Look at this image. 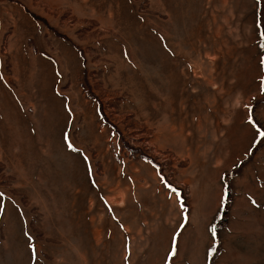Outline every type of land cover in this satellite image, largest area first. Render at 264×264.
<instances>
[{"label":"rangeland","instance_id":"rangeland-1","mask_svg":"<svg viewBox=\"0 0 264 264\" xmlns=\"http://www.w3.org/2000/svg\"><path fill=\"white\" fill-rule=\"evenodd\" d=\"M0 264H264V0H0Z\"/></svg>","mask_w":264,"mask_h":264},{"label":"trees","instance_id":"trees-1","mask_svg":"<svg viewBox=\"0 0 264 264\" xmlns=\"http://www.w3.org/2000/svg\"><path fill=\"white\" fill-rule=\"evenodd\" d=\"M217 237V236H216ZM216 240L218 241V238H216ZM217 244H219V242H217ZM220 245H218V248H219Z\"/></svg>","mask_w":264,"mask_h":264},{"label":"water","instance_id":"water-1","mask_svg":"<svg viewBox=\"0 0 264 264\" xmlns=\"http://www.w3.org/2000/svg\"><path fill=\"white\" fill-rule=\"evenodd\" d=\"M227 196H228V197L230 196V192H227Z\"/></svg>","mask_w":264,"mask_h":264},{"label":"bare ground","instance_id":"bare-ground-1","mask_svg":"<svg viewBox=\"0 0 264 264\" xmlns=\"http://www.w3.org/2000/svg\"><path fill=\"white\" fill-rule=\"evenodd\" d=\"M31 144V143H30ZM45 195V194H44ZM96 226V225H95ZM93 228V227H92Z\"/></svg>","mask_w":264,"mask_h":264}]
</instances>
